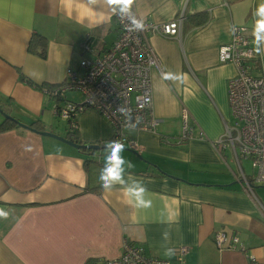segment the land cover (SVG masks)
Here are the masks:
<instances>
[{"label":"crops","instance_id":"crops-1","mask_svg":"<svg viewBox=\"0 0 264 264\" xmlns=\"http://www.w3.org/2000/svg\"><path fill=\"white\" fill-rule=\"evenodd\" d=\"M132 1L143 20L162 23L183 13L179 40L148 35L161 63V72L150 73L155 132L128 131L142 149L122 146L117 165L112 127L94 109L77 114L76 141L112 148L92 155L18 125L1 131L0 264H85L119 256L124 242L171 260L185 245L184 264H264V214L226 170L222 153L230 151L235 163L232 151L212 144L232 122L227 83L235 66L218 60V48L233 26L248 27L262 59L250 72L264 73V0ZM119 4L0 0V101L10 115L46 130L54 104L63 101L36 86L60 85L67 69L78 71L81 59L107 49L119 34ZM34 34L46 38L44 57L29 49ZM183 109L192 136L178 145ZM91 157L96 163L86 170ZM112 167L118 176L106 179ZM219 229L236 234L244 251L219 250Z\"/></svg>","mask_w":264,"mask_h":264},{"label":"built area","instance_id":"built-area-1","mask_svg":"<svg viewBox=\"0 0 264 264\" xmlns=\"http://www.w3.org/2000/svg\"><path fill=\"white\" fill-rule=\"evenodd\" d=\"M119 34L113 43L92 59H81L79 70L67 69L63 83L45 89L51 98L63 101L54 104V114L76 129V116L85 109L98 111L111 125L114 139L134 152L142 147L127 135L130 130L154 133L160 119L155 116L152 100L151 70L161 72V63L149 42L150 33L179 40L183 13L171 21L156 23L143 20L134 8L120 3L114 10ZM248 27L233 26L230 40L218 48V60L235 66V74L227 83V100L232 122L224 124L221 137L212 144L219 150L229 148L237 167L235 174L258 210L264 205L253 194L252 183L264 184V73L253 75L251 65L262 62L258 44L246 33ZM80 91L79 102L65 100L67 91ZM186 109L182 112V132L175 143L182 145L192 136ZM162 142H168L161 137ZM249 160L254 170L249 179L241 165ZM219 250L244 251L240 239L225 229L214 233ZM123 252L116 257L98 259L94 264H184L188 247L178 248L174 259L148 256L143 247L124 242Z\"/></svg>","mask_w":264,"mask_h":264},{"label":"rangeland","instance_id":"rangeland-1","mask_svg":"<svg viewBox=\"0 0 264 264\" xmlns=\"http://www.w3.org/2000/svg\"><path fill=\"white\" fill-rule=\"evenodd\" d=\"M82 98H83V96H82L80 91L70 90V91L66 92V99L68 101H80ZM50 119H51V122L46 124V130L47 131L52 130V131H54L53 133L59 134V135L66 134L69 131V123L67 121L61 119L60 117L53 116L52 114L50 116ZM52 139H54V138H52ZM62 143H63V145H65L66 149H74L73 147L69 146L68 144H66L64 142H62ZM222 154L224 155V159L227 162V163L226 162H223V163H224L228 173L231 174L229 168L233 172L236 173L237 169H236L235 163L232 161L231 152L228 150H226V151L224 150V152ZM227 164H228V166H227ZM241 165L243 167L245 174L248 176V178L253 179L254 170L252 169V167L250 165V161L249 160H242ZM252 185H253V194L260 201V203L262 205H264V185L259 184V183H254V182L252 183Z\"/></svg>","mask_w":264,"mask_h":264},{"label":"trees","instance_id":"trees-1","mask_svg":"<svg viewBox=\"0 0 264 264\" xmlns=\"http://www.w3.org/2000/svg\"><path fill=\"white\" fill-rule=\"evenodd\" d=\"M200 21H197V24H199ZM46 38L43 36V35H40V34H34L30 40V43H29V49L30 51L36 53L37 55L41 56V57H44L45 56V51H46ZM19 77L22 79V80H26L28 81L27 79L24 78V76L22 74L19 75ZM36 86V85H35ZM38 88H41L43 90V88H46V89H52L54 88L55 86L54 85H48V84H42V85H39V86H36ZM0 109L3 110L4 112L9 113V108L7 107V105L3 102L0 101ZM30 126L34 127L35 129H38V130H43V128L41 126H39L36 122L35 123H31L29 124ZM13 126H16V124L9 120V119H4L2 121V123L0 124V132L1 131H4V130H7L9 129L10 127H13ZM70 131H68L64 137H66L67 139L69 140H75L76 141V137H75V129H69ZM77 143H79L78 141H76ZM108 148H112V147H107V146H104L103 149L105 150H108ZM83 152L85 153H88V154H93L95 151L93 150H90V149H82ZM93 164V163H96V160L91 157L90 159H87L84 161V166H85V169L86 170H89L88 168V165L89 164ZM89 190H92V191H97V189H89ZM95 259H89L85 264H94L95 263Z\"/></svg>","mask_w":264,"mask_h":264},{"label":"water","instance_id":"water-1","mask_svg":"<svg viewBox=\"0 0 264 264\" xmlns=\"http://www.w3.org/2000/svg\"><path fill=\"white\" fill-rule=\"evenodd\" d=\"M0 113L2 114V116L4 117V119H9L11 121H13L16 125L23 127L25 129H29L31 131H34L42 136H48L54 139H57L59 141H62L74 148H76L77 150H82V149H90L93 151H97V150H101L104 148V146H100L98 144H82V143H77L74 142L72 140L67 139L66 137L59 135V134H55L51 131H46V130H38L35 129L34 127L30 126V125H26L24 123H22L21 121H19L18 119H16L15 117H13L12 115L4 112L3 110L0 109Z\"/></svg>","mask_w":264,"mask_h":264},{"label":"clouds","instance_id":"clouds-1","mask_svg":"<svg viewBox=\"0 0 264 264\" xmlns=\"http://www.w3.org/2000/svg\"><path fill=\"white\" fill-rule=\"evenodd\" d=\"M110 3H122L125 5H129L132 3V0H109ZM261 11H264V8L261 9ZM260 29H264V22L260 23ZM122 145L117 144L116 148L113 151V155H112V159L117 163V165L119 164V157L117 155V153L121 150ZM118 176V168L117 167H112L108 169V177L107 178H116ZM167 255H172L171 250H168Z\"/></svg>","mask_w":264,"mask_h":264}]
</instances>
